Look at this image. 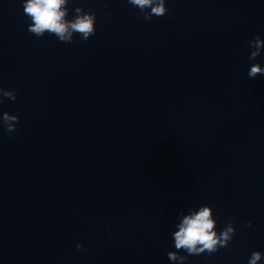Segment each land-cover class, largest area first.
I'll use <instances>...</instances> for the list:
<instances>
[{"label": "clouds", "instance_id": "1", "mask_svg": "<svg viewBox=\"0 0 264 264\" xmlns=\"http://www.w3.org/2000/svg\"><path fill=\"white\" fill-rule=\"evenodd\" d=\"M127 2L138 8L145 20H151L153 16H165L170 11L166 7V0H127ZM69 3L70 0H23V13L31 20L28 31L36 37H43L46 33L53 35L63 43H72L75 35L87 41L96 34V13L91 9L85 11L77 7L74 10L75 16L69 20ZM248 44L252 49L248 59L254 61L264 51V39L256 35L248 41ZM247 75L249 79L264 75V67L260 63H253ZM3 98L15 101L17 99L15 90L0 88V104L3 103ZM0 123L5 126L4 130L11 134L16 131L19 117L4 112ZM251 223L247 221L246 226L250 227ZM216 225L217 218L209 205H202L198 210L189 211L187 215L181 212L179 223L176 224L177 230L172 233L176 251L168 252V259L174 264H185L189 256L204 253L212 255L220 248H227L237 229L231 221L219 232ZM76 247L81 252H87L82 244H77ZM180 252H185L187 255H180ZM262 258L264 253L254 251L249 257L248 264H258Z\"/></svg>", "mask_w": 264, "mask_h": 264}]
</instances>
